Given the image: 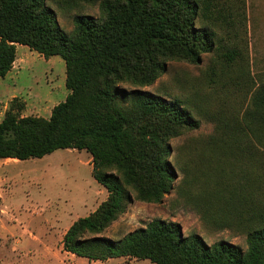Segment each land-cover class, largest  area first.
Instances as JSON below:
<instances>
[{
	"label": "trees",
	"instance_id": "obj_1",
	"mask_svg": "<svg viewBox=\"0 0 264 264\" xmlns=\"http://www.w3.org/2000/svg\"><path fill=\"white\" fill-rule=\"evenodd\" d=\"M247 22V0H103L99 18L76 17L69 36L48 0H0V79L12 71L21 45L46 59L62 58L70 91L49 119L21 116L23 107L13 99L0 121V160L86 151L94 179L108 192L95 212L68 229L66 252L101 262L264 264V119L255 123V115L264 117V86L238 122L207 147L214 155L205 159L211 171L195 180L204 192L197 198L203 216L217 215V230L237 228L247 250L185 237L180 224L160 219L120 241L101 236L133 200L163 203L178 178L169 142L199 128L181 101L137 88L154 84L169 62L199 66L206 54L217 58L214 77L216 69L232 71L249 58ZM237 155L242 160H233Z\"/></svg>",
	"mask_w": 264,
	"mask_h": 264
},
{
	"label": "rangeland",
	"instance_id": "obj_2",
	"mask_svg": "<svg viewBox=\"0 0 264 264\" xmlns=\"http://www.w3.org/2000/svg\"><path fill=\"white\" fill-rule=\"evenodd\" d=\"M102 1L48 0V6L61 28L74 36L75 18H99ZM247 19L249 58L239 61L232 71L216 69L214 77L211 68L217 58L206 54L199 66L169 62L154 84L137 88L168 102L181 101L199 128L169 142V159L178 178L163 203L133 200L101 236L120 241L160 219L180 224L185 237L197 234L208 245L225 240L247 250L245 237L237 228L217 230L212 224L218 216H203L205 208L197 198L202 199L204 192L195 182L196 177L211 171L205 159L214 155L206 154L207 147L238 122L264 86V0H247ZM242 51L246 53L244 47ZM17 56L25 60L22 69L0 79V119L13 99H17L16 106L23 107L21 116L49 119L53 108L70 94L65 61L58 56L46 59L25 46ZM122 87L128 92L136 89ZM262 118L255 115V123ZM233 158L242 160L239 155ZM107 199V190L93 177L92 156L86 151L58 150L22 162L0 160V264H153L134 258L90 261L64 250V236L72 224L95 212Z\"/></svg>",
	"mask_w": 264,
	"mask_h": 264
},
{
	"label": "crops",
	"instance_id": "obj_3",
	"mask_svg": "<svg viewBox=\"0 0 264 264\" xmlns=\"http://www.w3.org/2000/svg\"><path fill=\"white\" fill-rule=\"evenodd\" d=\"M19 48H22V46L21 45H18L17 46V55H18ZM18 61L20 62V67L17 66ZM24 62H25V60H23V59L18 60V56H17V60L14 63V67H13L12 71L7 76H9L10 74H12L16 70H21L22 69V66L24 65ZM0 121H1V119H0ZM8 160H11V159H8Z\"/></svg>",
	"mask_w": 264,
	"mask_h": 264
}]
</instances>
